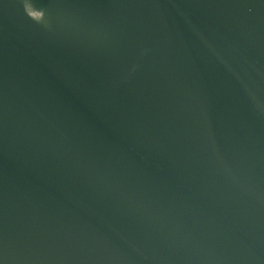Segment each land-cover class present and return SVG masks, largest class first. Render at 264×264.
<instances>
[{
	"label": "water",
	"instance_id": "obj_1",
	"mask_svg": "<svg viewBox=\"0 0 264 264\" xmlns=\"http://www.w3.org/2000/svg\"><path fill=\"white\" fill-rule=\"evenodd\" d=\"M0 264H264V0H0Z\"/></svg>",
	"mask_w": 264,
	"mask_h": 264
},
{
	"label": "clouds",
	"instance_id": "obj_2",
	"mask_svg": "<svg viewBox=\"0 0 264 264\" xmlns=\"http://www.w3.org/2000/svg\"><path fill=\"white\" fill-rule=\"evenodd\" d=\"M27 11H28V14L33 17V18H41V17H36V16H33L32 12H33V8L31 7V5H27Z\"/></svg>",
	"mask_w": 264,
	"mask_h": 264
}]
</instances>
